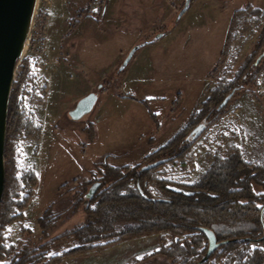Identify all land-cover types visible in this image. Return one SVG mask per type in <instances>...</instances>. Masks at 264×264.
Segmentation results:
<instances>
[{
	"label": "rangeland",
	"instance_id": "obj_1",
	"mask_svg": "<svg viewBox=\"0 0 264 264\" xmlns=\"http://www.w3.org/2000/svg\"><path fill=\"white\" fill-rule=\"evenodd\" d=\"M184 2L38 1L37 16L45 18L46 29L44 39L34 45L29 40L24 53L35 79L25 85L21 96L41 129L39 136L18 138L13 153L17 174L33 170L38 185L24 216L7 226V244L14 252L25 243L38 245L42 241L38 221L49 205L53 222L44 240H53L50 254L79 243L78 233L86 240L106 241L116 228L147 224L140 208L123 202L106 210L100 221L91 219L85 209L94 206L91 198L95 192L91 197L89 192L93 182L102 178L97 164L110 163L103 175L108 178L117 175L115 165L137 167L156 161L159 150L170 140L205 122L202 111L217 80L227 72L228 78L234 79L263 38L264 23L258 30L255 22L253 30L236 31L222 66L211 77L227 43L234 12L247 4L264 11V0H193L178 18ZM89 12L92 16H87ZM159 33L163 35L139 48L127 67L119 71L133 46ZM251 69L257 73V84H234L240 87L226 111L205 122L206 129L196 138L193 163L184 166L171 161L169 155L157 158H169L158 168L162 178L183 182L192 189L205 186L202 176L218 168L220 160L229 156L231 146L238 147L248 163L264 160V57ZM18 71L19 67L16 76ZM91 91L99 94L93 110L81 119L71 118L69 110ZM75 178L80 181L75 183ZM230 183L226 176H219L210 186L224 188ZM130 186H134L133 180L119 190L125 193ZM252 187L264 193L258 183ZM150 188L161 195L153 185ZM73 229L77 232L59 238ZM162 234L125 239L89 251L92 254L71 255L57 264H121L133 255L147 251L146 256L159 250ZM188 234H181V238ZM173 239L167 236L165 244ZM257 246L261 244L253 242L251 250ZM251 250L245 257L214 256L209 264H259ZM142 258L131 264H170L162 254Z\"/></svg>",
	"mask_w": 264,
	"mask_h": 264
},
{
	"label": "trees",
	"instance_id": "obj_2",
	"mask_svg": "<svg viewBox=\"0 0 264 264\" xmlns=\"http://www.w3.org/2000/svg\"><path fill=\"white\" fill-rule=\"evenodd\" d=\"M87 16L92 14L89 12ZM255 22H257L255 27H258V30L264 23V11L252 4H247L234 12L230 21L227 43L215 68L210 72L211 77H215L222 66L227 55V48L235 38L236 31L253 30ZM45 29V18L38 15L30 44L34 45L37 40L44 39ZM263 47L264 31L257 50L236 77L229 79L230 73L227 72L217 80V85L211 90V95L205 102L203 118H208L210 113L218 114L219 117L226 111V106L219 110L217 104L226 93L240 87V84L234 85L236 82L252 86L257 84V73L251 68L253 64H256V59ZM30 64L28 57L21 60L9 109L6 188L0 205V264H57L74 254L98 251L125 239L154 233H163L161 237L163 244L159 250L144 256L143 261L162 254L170 261V264H197L206 254L209 245L207 236L200 230L201 226L214 230L219 241L227 240L214 251L209 260L202 264H209L214 256L223 258L231 254L233 257H245L247 251L251 250L253 242L261 244L252 248L253 259L259 264L264 262V193H257L252 187V184L256 182L264 188V160L258 164L248 163L236 146L228 149L229 156L220 160L218 168L202 176L201 181L205 186H196L193 189L183 182L162 178L158 173L160 165L152 168L133 167L130 164L115 165L117 175L107 178L103 175H105V167L110 163L100 162L96 169L102 178L98 181L100 185L98 189L96 188L97 191L96 189L93 191L94 196L91 195V203L94 206L85 209L91 219L95 223L100 221L106 210L123 202L130 208H140L141 212L145 213L144 222L147 224L139 227L116 228L106 241L86 240L82 234L78 233L76 237L79 238V243L61 252L50 254L53 240H44L47 237V229L53 222L50 214L52 206L49 205L38 221L43 230L42 241L38 245L25 243L14 252L7 244V226L24 216V211L29 206L38 185V176L33 170H23L21 174H17L13 157L14 144L18 138L40 135L41 127L35 124L21 96L25 85L33 83L35 79ZM191 132L182 135L179 139L170 140L159 150L160 155L154 159L169 155L171 161L181 162L184 166L193 163V144L197 137L194 138ZM219 176H226L232 183L224 188L210 186ZM129 180L134 181V186H130L127 192L121 193L119 189ZM73 181L76 183L80 180L75 178ZM95 183L93 182L92 186ZM151 185L158 190L160 196L152 192ZM76 232V229L70 230L59 238ZM183 233L189 234L181 238ZM169 235L174 239L169 244H165Z\"/></svg>",
	"mask_w": 264,
	"mask_h": 264
},
{
	"label": "water",
	"instance_id": "obj_3",
	"mask_svg": "<svg viewBox=\"0 0 264 264\" xmlns=\"http://www.w3.org/2000/svg\"><path fill=\"white\" fill-rule=\"evenodd\" d=\"M39 0H0V205L4 198L6 187V147L9 109L12 97L16 72L24 58V53L28 46L32 31L35 25ZM193 0H185L183 8L178 13V18L191 7ZM163 33H159L155 38L136 44L129 51L124 59L119 71L127 67L134 54L139 48L155 39L160 38ZM264 57V50L258 56L256 64ZM102 84L99 85L101 87ZM235 89L230 92L218 108L221 109L232 98ZM99 94L91 91L81 97L76 105L69 110V115L73 119H81L90 113L95 107ZM207 127L205 122H200L191 132L194 138L198 137ZM169 158H162L148 164L147 168L156 167ZM100 185L96 182L89 192V196ZM202 230L209 240L208 250L197 264H202L209 260L214 251L224 243L219 241L216 233L209 227L201 226Z\"/></svg>",
	"mask_w": 264,
	"mask_h": 264
},
{
	"label": "flooded vegetation",
	"instance_id": "obj_4",
	"mask_svg": "<svg viewBox=\"0 0 264 264\" xmlns=\"http://www.w3.org/2000/svg\"><path fill=\"white\" fill-rule=\"evenodd\" d=\"M234 89H235V93H236V91H237L238 88H234ZM234 89H233V90H234ZM233 90H231L230 92H232ZM230 92L226 93L225 96L219 101V103L217 104V109H219V108H218L219 104L223 101V99H224V98H225ZM235 93H234V94H235ZM234 94H233V95H234ZM232 97H233V96H232ZM231 99H232V98H231ZM231 99H230V100H231ZM230 100H229V101H230ZM229 101H228V103H229ZM228 103H227L226 105H224L221 109H223L225 106H227ZM221 109H219V110H221ZM216 115H217V114H214V115H213V114L210 113V115H209L208 118L205 120V122L210 121V120H211L212 118H214Z\"/></svg>",
	"mask_w": 264,
	"mask_h": 264
},
{
	"label": "crops",
	"instance_id": "obj_5",
	"mask_svg": "<svg viewBox=\"0 0 264 264\" xmlns=\"http://www.w3.org/2000/svg\"><path fill=\"white\" fill-rule=\"evenodd\" d=\"M137 238H140V237H137ZM89 253H90V252H89ZM89 253H85V254L88 255ZM92 253H93V252H92ZM92 253H90V254H92ZM94 253H95V252H94ZM145 254H147V251H146V253H144V255H145ZM144 255H141V256H135V255H133L132 258H131V260H129V261H127V262L123 261L121 264H131L133 260L135 261V259L138 258V257H141V258H142V256H144Z\"/></svg>",
	"mask_w": 264,
	"mask_h": 264
}]
</instances>
